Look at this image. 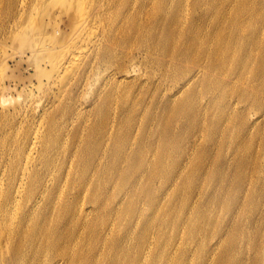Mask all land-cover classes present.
I'll return each mask as SVG.
<instances>
[{"label":"bare ground","instance_id":"1","mask_svg":"<svg viewBox=\"0 0 264 264\" xmlns=\"http://www.w3.org/2000/svg\"><path fill=\"white\" fill-rule=\"evenodd\" d=\"M124 3L126 14L118 9L120 0H22L16 8L13 4L7 8L10 17L6 38L16 46L15 53L27 54L35 66L37 89L44 100L40 101L38 123L33 128L28 123L6 131L2 130V121L0 123V258L5 260L2 264H103L97 246L87 245L83 235L84 228L92 224L93 212H114L116 217L124 213L126 219H131L137 212L136 195L144 194L152 211L159 213V202L152 197L154 189L149 183L157 175L155 168L163 163V154L170 145L166 117L177 101L163 95L157 112H149L145 122L135 121L136 110L140 114L138 108L143 106L142 89L149 83L147 75L143 77L146 71H140L143 66H156L162 69V75H167L166 70H171L177 61L198 67L197 74L193 66L182 70L177 67L176 71H181L176 83H181L177 85L181 86L179 89L194 85V90L198 84H210L214 78L208 80V77L213 72H221L229 79L245 80L243 70L232 71L237 69L230 67L234 58L225 52L229 50L225 48L234 47L237 42L235 34L240 33L237 18L236 32L223 40V27L200 31L191 21L186 23L185 30H179L177 22L182 18V0L177 3L174 0H124ZM64 15L70 22L69 28L62 30L60 22ZM98 27H101L102 39L106 37L115 45H122L126 49L124 53L103 47V41L96 42ZM259 28L260 22H254L248 37H241L248 53L264 40L258 38L259 31L254 34ZM135 39L137 44L133 46ZM127 42L130 48L125 46ZM135 50L143 53L141 60L139 53L133 54ZM250 57L255 55H242L234 63L248 65ZM97 60L105 65L95 69ZM136 63L139 69L130 76L129 68ZM89 73L101 74L102 80L87 102L82 99L81 89ZM136 88L139 90L134 92ZM119 99L125 105L120 109L115 106ZM149 115L155 117L152 121L157 131L154 134L159 135L161 152L151 167L154 169L147 166L150 152L147 142L140 139L137 149H131V153L126 150L135 142L133 134L147 132ZM181 117L185 118L186 127L190 115L178 118ZM1 118L6 122V118ZM73 118L78 119L74 124L71 123ZM69 132L73 135L72 142L65 140ZM66 146H69L67 165L57 156ZM104 146L112 151L107 161H104ZM71 158L76 161L77 177L73 174V165L68 166ZM117 160L127 163L132 173L141 174L117 175L116 178L111 175L105 181L108 167ZM114 171L119 172L121 168L114 166ZM67 176L73 177V181L66 186ZM125 185H134L135 190L124 191ZM63 187L67 189L62 190ZM104 189L108 197H114L116 207L101 198ZM84 199L88 202L85 206L81 202ZM14 211L22 213L17 222L12 217ZM101 223L103 229L94 231V242L121 246L105 232L102 235L110 219ZM151 223L150 219L148 224ZM117 255L102 252L106 264H128L129 257ZM41 256L42 262L38 259Z\"/></svg>","mask_w":264,"mask_h":264},{"label":"rangeland","instance_id":"2","mask_svg":"<svg viewBox=\"0 0 264 264\" xmlns=\"http://www.w3.org/2000/svg\"><path fill=\"white\" fill-rule=\"evenodd\" d=\"M21 1L0 0V123L2 121V130L6 131L28 123L33 128L38 123L40 101L44 100L37 89L35 66L27 54L15 53L16 46L6 38L7 20L10 17L7 8L11 4L16 8ZM174 1L177 3L179 0ZM182 1V18L177 22L179 30H185L186 23L191 21L200 31L223 27L225 35L222 38L225 40L236 32V18L239 20L240 33L235 34L237 42L234 47L225 48L229 49L225 52L235 59H232L230 67L235 66L237 69L232 71L243 70L245 80L240 77L229 79L221 72H213L208 80L214 78V82L198 84L194 90V85L192 88L179 89L181 86L177 85L181 83H176L181 78V71H176L177 67H181L180 70L186 66L194 67L190 62L177 61L175 65L172 64L171 70H166L167 75H162V69L156 66H143L140 71H146L143 77L147 75L149 83L142 89L143 106H136L140 114L136 110L135 121L145 122L144 118L149 112H157L163 95L172 96L171 101H177L175 108L181 110L174 108L168 112L166 120L170 145L163 154V163L155 168L157 175L149 183L154 189L152 197L159 202V213L152 211L144 194H137L135 198L138 197V200L134 203L137 212L131 219H126L124 213L116 217L114 212H93L90 215L92 224L84 228L83 235L87 245L97 246L96 250L100 252L103 264L107 261L102 256L103 251L129 257L126 261L128 264H264V40L251 53H248V48H244L241 40V37H248L254 22H260V28L254 34L259 31L258 38H264V12L261 13L264 10V0ZM118 9L120 13L126 14L124 0H120ZM69 22V17L62 16L60 28L68 29ZM136 40H133V46L137 44ZM95 41H103V47L109 46L119 52L124 53L126 50L122 45H115L111 39H102L101 27L97 28ZM125 46L130 48L128 42ZM136 53L141 55V60L143 53L133 51V54ZM9 54L13 56L7 58L6 55ZM245 54H254L255 57H250L248 65H238L239 68L234 61ZM138 64L134 67L129 65L130 76L138 71ZM99 65L102 67L105 64L97 60L95 69ZM194 73H198V67H194ZM100 77L101 74L89 73L84 82L86 85L81 89L84 92L82 99L89 101L92 92L100 85ZM138 90L136 88L134 92ZM122 104L119 99L115 106L120 109L125 106ZM187 115L190 118L185 127V118L178 117ZM1 117L6 118V122ZM149 117L147 132L133 134L135 142L126 150L131 153V149H137L140 139L147 142L146 147L150 150L147 166L154 169L151 167L161 152L159 135L154 134L157 131L152 121L155 117ZM77 121V118H73L71 123ZM72 136L69 132L65 140L70 139L72 142ZM19 140L20 138L17 142ZM149 143H153L152 147H148ZM104 149V161H107V157L112 156V151L111 148L108 151L105 146ZM68 151L69 146H66L57 153L66 165ZM71 165L75 169L73 174L77 177L76 161H72V158L69 159L68 166ZM114 166L120 167L121 171L115 172ZM139 174L141 172L132 173L127 169V163L117 160L108 167L105 181L111 175L116 178L117 175L135 177ZM69 181L72 182L73 177L67 176L66 186ZM122 189L131 192L135 190V186L125 185ZM107 193L104 189L101 198L116 207L114 197H108ZM65 194L66 191L64 196ZM81 202L84 206L88 203L86 199ZM123 209L121 204V210ZM21 215L16 211L12 213L15 222ZM108 219L110 223L102 231V235L105 232L109 239L115 238L121 244L119 248L112 243L93 240L94 231H101L102 220ZM150 219L152 223L148 224ZM38 259L43 261L42 256ZM58 259L59 257L56 261ZM4 262L0 258V264Z\"/></svg>","mask_w":264,"mask_h":264}]
</instances>
